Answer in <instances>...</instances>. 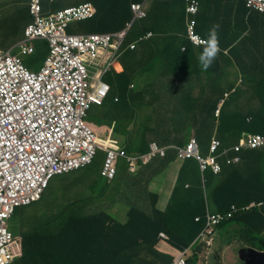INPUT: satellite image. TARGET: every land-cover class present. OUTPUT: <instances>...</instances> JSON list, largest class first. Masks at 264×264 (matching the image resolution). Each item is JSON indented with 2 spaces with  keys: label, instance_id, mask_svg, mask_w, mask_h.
Returning <instances> with one entry per match:
<instances>
[{
  "label": "crops",
  "instance_id": "0c3cea01",
  "mask_svg": "<svg viewBox=\"0 0 264 264\" xmlns=\"http://www.w3.org/2000/svg\"><path fill=\"white\" fill-rule=\"evenodd\" d=\"M12 1L16 0H0V20L4 23L7 22L5 25L7 29L5 28L6 30L0 34V50H9L13 48L19 40L22 39L23 29L28 23V18L25 13L21 14L17 10L12 12L14 8V4H10ZM85 1L92 2V0H42V12L44 15H47L63 7L77 5ZM161 1H168L170 3H164V6H161ZM228 6L229 2H225L221 8L222 11H220L222 14L217 13L221 15V18L218 22L213 21L212 23V27L216 24L219 25L217 31L219 46H221L220 49L222 48V52H220L211 65V71H209L211 74L209 77L205 75L206 73H204L203 77L201 73L195 74V78L199 77L204 84L200 88V100H194L192 105H190L192 106L190 110V120L195 124V131L193 134L197 133L198 135L199 133L202 135V133H204V119L208 117L204 110L206 103H204L202 99L208 96L209 91L215 89L217 93L224 92L225 95L226 92H230L232 95V92L237 89V86L241 90L249 91L251 88L248 89V86L253 88V82L264 81V25L261 21L262 17L254 11H246L242 8V11L236 14V17L246 14L249 18L247 21H242L240 25H237V20L234 19L233 13L222 16L227 12ZM145 7L148 12L147 16L151 18H154L155 15L174 17V13L185 16V6L181 5L180 0H148ZM243 11H246V13H243ZM116 16H118V11ZM202 16L204 17L203 14ZM99 20L100 18L98 21ZM79 24H70L67 26L66 31L70 33L92 32L88 31L85 25ZM95 24H97V20ZM181 24L183 29H181L180 32L185 35L186 23L182 22ZM174 26L175 25L170 21L166 28L162 30V42L158 40L157 47L153 43L150 45L154 48V50L152 49L153 53L160 54V57L157 59L162 58L161 60H157L158 62L149 65L150 68L152 67V70L150 68L143 70L144 67L140 68L141 65L137 66V64L132 61L133 59L131 56L123 58L121 55V57H119V60L113 64L110 71L113 70L114 72L121 73L124 70L129 76L132 74L133 76L130 78H128V75L116 77L114 76L115 73L109 74V71L104 77L113 88L105 99L104 104L101 106L93 105L88 114V122L101 135L105 134L108 129H111L115 121H117L114 134L122 143L130 147L132 153L136 155L145 153L149 150V144L152 141H157L160 145L168 147L167 155L164 158H155L150 164L142 166L137 173L134 174H130L124 165L120 169L115 182L108 188L107 193H103L107 186H105L104 182H100V176L96 173L97 165H95V162L79 171L56 176L51 181V195H56L58 198L61 197V199L58 205L53 208L54 211H71L78 207L85 215L93 216L105 213L113 217V222L124 225L128 222L127 214L132 207H136L140 215L145 213L147 216L155 215V212L163 213L167 209L180 168L184 163L178 161V164L174 165V162L177 160L174 146L184 145L191 137L188 134L189 123L187 117H183L180 111L175 109L171 115L165 118L169 121H175L176 124L173 127L163 125L161 123L164 120V113L167 112V110L163 112L161 108L156 106V99L164 100L165 103L168 102L167 100L174 102L180 96L187 99V90L185 87L181 88L179 84L175 85L169 83L172 80L170 78H172L173 75H177L172 72L175 62H169V57L172 56L174 47L163 45V40L166 39L163 33H171V31L164 30L173 29ZM237 27H239V29H237ZM42 41L43 40L39 39L33 41L35 46L34 54H36L34 59L32 56L27 59H25V57L23 58V63L27 61L33 65V69H31L33 71L40 68L44 57L48 54L47 49L42 45ZM160 45L162 46L159 47ZM188 46L191 50L194 49V54L197 56L200 55L201 52L197 51L192 44ZM180 56L182 57V55L178 57ZM183 63H185V61L181 59L179 64ZM131 71L134 72L131 73ZM152 73H155V75L153 76ZM180 74L183 75L182 79H184L185 82L187 74ZM127 81L130 83V86L125 85ZM200 83L201 82H199V87ZM132 84H135L133 89H131ZM255 88L257 89V85H255ZM250 97L249 95V98ZM239 99L237 104H234V99L232 102L228 103L224 112L235 115L236 112H242L243 109L249 110V103H244L243 99L239 102ZM219 104L220 102L217 105ZM245 105L249 106V108H246ZM194 108H197V110H194ZM135 111L139 112L143 118L144 116L147 117L148 121L146 125L148 134L144 137L139 135L137 137L140 139L138 142L129 144V142H126V135L130 132L129 130L131 127L129 115L131 113L134 114ZM204 111L205 115L203 116ZM225 125L231 127L229 123ZM207 140L208 139H203L200 143L201 150L203 151L208 150ZM98 157H100V154ZM159 172L162 173L158 174ZM95 194L97 197L101 196L103 200L96 201L93 196ZM45 197L46 192L43 199H45ZM21 208L24 207H19L17 209ZM17 209L14 211L15 214L17 213ZM30 213L31 212H24L22 214L24 220H27L26 222L28 225L25 226L23 231L16 232L12 229L10 230L8 227V222L14 218L15 214L7 221V229H9L13 236H20L22 238L27 237L29 233L36 234L39 232V234H42L44 231V233L50 232L51 240L52 237L61 240L63 238L62 235H66L69 231L66 228L71 227L67 226L63 228L65 223L64 220L57 221L52 219V217H45L43 214L36 215ZM27 214H30L29 217ZM234 227L235 225H232L227 229ZM107 231L110 234L103 233L100 237L93 240L92 252L95 250H110L112 244L114 245L116 239H114V236H111L112 230L107 228ZM129 232L132 240H138V226H136V224L130 226ZM220 234L221 232L218 231L219 237ZM34 244L37 245L35 240ZM58 244H62V242L58 241ZM157 248L172 253L169 255L167 254L171 259L177 255V251L172 250V247L165 241L160 242ZM41 250L44 251L43 249ZM225 250L226 248L222 249L221 246L220 254H224ZM46 251L40 254V249L37 250V255L40 257L41 264H72L74 260L81 258L80 254H50V257H48V254H45ZM200 254L202 253L200 252ZM21 255L22 254H16L18 260L14 264H38L33 258H27V256L24 261V254ZM230 256L233 257V254H229L228 257ZM161 257L163 258L162 254ZM137 258L139 261H136L135 264H140V262L149 260V254H141L137 256ZM220 258L222 257L220 256ZM92 263L94 264L95 262ZM116 263L126 264L124 260H117ZM84 264H90V261H86Z\"/></svg>",
  "mask_w": 264,
  "mask_h": 264
},
{
  "label": "trees",
  "instance_id": "16d2710c",
  "mask_svg": "<svg viewBox=\"0 0 264 264\" xmlns=\"http://www.w3.org/2000/svg\"><path fill=\"white\" fill-rule=\"evenodd\" d=\"M143 1L146 3L148 0H92L96 8L94 16L76 23L85 25L86 29L92 32H108L124 29L126 27L125 24L132 19L131 4L133 2ZM199 1L200 12L197 17V31L204 38H207L213 21L218 22L221 18L220 14H222V12L220 11H222L221 8L225 2H229V6L227 12L222 16L233 13L234 19L237 20V25H240L242 21H247L249 18L246 14L236 17V14L241 12L242 8L243 10L249 11L245 5V0ZM180 2L181 5L185 6V16L178 13H174L176 15H173L174 17L155 15L154 18H151L150 16H146L142 20L135 22L125 41V45L127 46L122 57L131 56L133 59L132 61H134L137 66L141 65L140 68L144 67L143 70L149 69V65L162 59H157L160 57V54L153 53L152 49L154 50V48L150 45L153 43L157 47V41H161L162 38V30L166 28L167 24L171 21L175 26L173 29L164 30L171 31V33H163L166 37L165 40L162 39L163 45L174 47L172 56L169 57V62H175L172 72L174 74L186 73L187 80L185 79V82L189 83L195 79V74L198 73H201L202 77L204 73H206L205 75L209 77L211 74L209 72L211 71V67L206 71L202 69L198 61L199 55L197 56L194 54V49L191 50L188 46L191 43H189L186 33L183 35V33L180 32L181 29H183L181 23H186L185 10L187 6L186 0H180ZM164 3L168 4L170 2L161 1L160 5L164 6ZM10 4H14L12 10L16 9L20 13H25L28 22L31 20L30 0H16L12 1ZM117 11L118 16H116ZM246 11H243V13H246ZM254 12L262 17L261 21L264 25V13L258 11ZM217 13L220 14L218 15ZM99 18L100 20L98 21ZM96 20L97 24H95ZM237 29H239V27H237ZM148 31H152L155 36L142 39V35ZM131 41L136 44L133 49H131L128 44ZM42 45H44V48L48 51L46 41L43 40ZM161 46L162 45L159 47ZM203 47L204 45L195 48L197 51L202 52ZM179 55H182V57H178ZM181 59H184L185 63L179 64ZM112 71H110L109 74L115 73L114 76L116 77L128 75L125 71L121 73ZM133 72L134 71H131V73ZM132 76L133 74L130 76L128 75V78ZM196 79L198 82H201L199 77H196ZM182 80L184 82V79ZM256 84L257 83L253 82V88L249 91L236 89L227 99L225 98L224 92L217 93L215 89L209 91L208 96L202 99L203 102L206 103L204 110L208 117L204 119V130L208 133V145L214 132H216V135L222 141V146L219 151L234 145L238 141L241 132L260 133L264 135V86L262 90H260L255 88ZM125 85H129L128 81ZM249 95H257L260 97V106L258 108L252 104ZM222 99H225V101L221 106L219 116H216L215 110L218 108L217 104L221 102ZM233 99L235 101L234 104H237L238 99L239 102L243 99L244 103H249L250 109H243L242 112H236L235 115L227 114L224 112L225 107L228 103L232 102ZM205 111L203 116L205 115ZM226 123H229L232 129L230 126L225 125ZM198 138L201 143L203 138L199 133ZM102 155L104 157L105 154H100V156ZM230 155L234 154L230 153ZM237 155L239 156V161L233 163H227L224 156L218 158L222 165V171L219 173H214L210 168L201 172L198 161L193 158L186 159L180 168L169 205L163 213L155 212V215L148 216L142 213L140 215L139 210H137L136 207H132L127 214L128 222L124 225L113 222V217L105 213L93 216L85 215L78 207L71 211L64 210L63 212L53 214L49 217L57 221H65L63 228L71 226L66 228L69 230L68 233L62 235L63 238L61 240L53 237L51 240L50 232L44 233L43 231L42 234L38 232L31 235L29 241L23 244V259L25 261V257L27 256V258H33L36 263L41 264L40 257L37 255V250L40 249V254H43V252L47 250L45 254H48V257H50V254H80L81 258L74 260L72 264H84L86 261H90V264H93L92 262H95L94 264H117V260H124L126 264H135L136 261H139L137 256L141 254H149V260L140 262V264H165V262L168 263L172 261L171 257L168 256L172 253L157 248L158 244L161 242L159 234L165 232L169 236V240L166 243L172 247V250L175 249L177 252H182L192 249V255L189 257L188 264H197L201 246L196 242V239L205 227L206 211L225 213L230 210L231 205L237 207V210L234 212L233 217L230 220L222 222L218 229H223L227 225L234 223L239 228L236 241H243L246 244L250 243V246L263 249L264 147L241 149L237 152ZM160 173L162 172L158 174ZM101 198V196L98 197L99 200H101ZM252 201L256 203L262 202V205H254L247 209L243 208ZM197 217H199V221H196ZM133 224L138 226V240H132L130 236L129 229ZM107 228L112 230L111 236H114V239H116L114 245L112 244L110 250H95L92 252L93 240L100 237L103 233L110 234ZM34 240L37 245L34 244ZM58 241H61L62 244H58Z\"/></svg>",
  "mask_w": 264,
  "mask_h": 264
},
{
  "label": "built area",
  "instance_id": "2783aa9c",
  "mask_svg": "<svg viewBox=\"0 0 264 264\" xmlns=\"http://www.w3.org/2000/svg\"><path fill=\"white\" fill-rule=\"evenodd\" d=\"M187 2L188 11L195 13L199 2ZM245 5L264 12V0H245ZM132 8L135 17L146 15L143 3H133ZM94 11L91 2H83L43 16L41 0H31L33 20L25 27V38L17 47L19 54L28 55L32 51L28 44L31 40L46 39L50 51L43 67L40 72L31 73L19 56L0 52V264L13 260V237L7 230V221L15 208L38 200L54 175L84 165L95 154L96 144L92 145L95 135L83 121L94 99L90 91L93 85L88 81V60L96 59L101 64L104 58H99L100 52L117 49L131 24L113 33L72 35L65 32L69 22L90 17ZM188 32L195 44H204V39L195 32L194 20ZM109 66L107 61L104 71ZM219 146L220 141L214 137L211 151H217ZM263 146L264 135L243 133L234 150ZM150 148L152 156L166 154L156 142ZM191 156L199 160L202 170L208 165L215 172L221 170L215 157L204 158L199 154L195 137L178 149L179 158ZM233 161H238V157ZM110 170L105 173L111 176L113 169ZM231 215L232 212L227 214ZM225 217L223 214L209 216L208 226ZM174 264H185V259L180 258Z\"/></svg>",
  "mask_w": 264,
  "mask_h": 264
},
{
  "label": "clouds",
  "instance_id": "9594fccd",
  "mask_svg": "<svg viewBox=\"0 0 264 264\" xmlns=\"http://www.w3.org/2000/svg\"><path fill=\"white\" fill-rule=\"evenodd\" d=\"M197 1L199 2V4H198V10L195 13H192V12L188 11V2L186 0V2H187V6H186V10H185V12H186V28H185L186 29V37L189 40V43H191L195 47H200V46L204 45L203 50H202V52L200 53V55L198 57V61H199L200 65L202 66V69L206 71L209 67H211V65L214 63V61L216 60V58L218 57V55L221 52V49H220V46H219V36H218V31H217V29L219 28V25H214L209 30V33H208L207 38H204L197 31V29H198L197 28V26H198V19H197V17L199 15V10H200V1L199 0H197ZM85 2H90V1H85ZM133 3H143V9L146 11V15L143 16V17H135L134 11H133V8H132V4ZM133 3L131 4V9H132V14H133L132 15V19L127 22V23H130L131 24V28L133 27V25H134L135 22L140 21V20H142L143 18H145L147 16V10H146V7H145V4H146L145 1H143V2H133ZM79 4H81V3H79ZM69 6H72V5H69ZM93 6H94V4H93ZM66 7H68V6H66ZM63 8H65V7H63ZM63 8H61V9H63ZM94 8H95V6H94ZM30 9H31V0H30ZM61 9H58V10H61ZM58 10H56V11H58ZM250 10H253V9H249V11ZM56 11H54V12H56ZM95 11H96V8H95ZM95 11H94L93 15L95 14ZM253 11H257V10H253ZM54 12H52V13H54ZM258 12H260V11H258ZM41 13H42L43 16H47V15L51 14V13H49L47 15H44L43 14V12H42V0H41ZM261 13H264V12H261ZM30 14H31V12H30ZM92 16L86 17V18H83V19H77V20L71 21V22H69L67 24V26H69L72 23H76L78 21H82V20H85V19H89ZM32 20H33V16L31 14V20L27 23V25ZM192 20L195 21V32L200 37H202L204 39V42H203L204 44L197 45V44H195L190 39L189 32H188V27H189V24L191 23ZM127 23L125 24V26L127 25ZM27 25L25 27H27ZM67 26H66V28H67ZM66 28H65V32L68 33V34H72V35L90 34V33H113V32L122 30V29H120V30L108 31V32L70 33L68 31H66ZM131 28L128 30V33H127L126 37L124 38L122 44L117 49H113V48L112 49H107V50L104 49L103 51L100 52V57L99 58L100 59H103L104 58V60L102 62H100L101 64H104V66L102 65L103 67L101 66V64H99V61L96 60V59L95 60L94 59L88 60V62H89L88 63V74H89L88 81L90 82L89 84L93 85L91 87L90 91H91V95H92V97H94V99H92L93 101L89 105V108L87 110V114L83 118L84 123H85V119L88 120V114H89V110L91 109V107L93 105H99V106L103 105L105 99L107 98V96L109 95L110 91L113 88V86L109 82H107V80L105 79L104 76L111 70L113 64L116 61H118L119 60V57H121V55L125 52V50H126L125 41L127 40V37L129 35V32H130ZM24 29H23V37H22V39H20L19 42L13 48H10L9 50H0V52H3L4 53V52H8L9 51L10 54L13 55L12 54V51L13 50H17V53L15 54V56H19L20 59H21V61H22V63H23V58L24 57L26 58V57L33 56V54L35 52V46L33 44V41H35L37 39L46 41L47 48H48V54L44 57V59L42 61V65L40 66V68L38 70H36V71L30 70L23 63V66L26 68L27 71H29L31 73H38V72H40V70L43 67V64H44L46 58L49 55L50 49H49V46H48V42H47L46 39H43V38L33 39V40H31L28 43V44H30L32 46V51L30 52V54H28V55H21V54H19V50H18L17 45L20 44V42L23 41L24 38H25ZM154 36L155 35H154V33L152 31H148L144 35H142V39H147V38H151V37H154ZM135 45L136 44L134 42H130L129 43V47L131 49L135 48ZM107 61L110 62V66H109V69L107 71L106 70L104 71V67H105V64H106ZM128 86H130V83H129ZM134 86H135V84H132L131 85V89H133ZM102 91H104V92H102ZM229 95H230V92H226L225 93V98L229 97ZM97 99H99V101ZM223 102H224V99H222V101L218 105V108L215 110V115L216 116H219L220 109H221V106H222ZM217 110H219L218 113H217ZM136 113L137 112L135 111L134 114L131 113L129 115V123H131L132 116L135 115ZM116 124H117V121H115V123L111 127V129H108V131L105 134H102L101 135V134H99L94 129V127L90 123H89V125L91 127H89L85 123V125L87 127H89L92 130V132L94 133V135H95L94 141H93L92 145H95L96 144V147H95V154L93 155L92 159L89 162L84 163V165H82V166H80L78 168H75V169H73L71 171H68V172H65V173H62V174H56V175H54L50 179V181L48 183V186L43 191L41 197L38 200L30 203L29 205H24V206H20V207H28V206H31L32 204L36 203V202L41 201L43 199V196H44L46 190L49 188L50 182L53 180L54 177L59 176V175H64V174H67V173H71V172H75V171H79V170H81V169H83V168L91 165L93 162H95L94 160H96V158L98 157V155L100 154V152H103L105 154L104 157H103L101 169H100V172H99L100 182H104L105 186H107V187H105V190L103 191V193H107L108 188H110V185L115 182V180L117 179V176H118V174L120 172V169L124 165L126 166L128 172L130 174H134V173H137V171L142 166L148 165L152 160H154L158 156L159 157H165L167 155L168 147L160 145L157 141H152V142H156L160 147L164 148L165 149V152H166L165 155L162 156L160 154H157L155 156H152L151 155V148H150V145H151L152 142L149 144V150L147 152L142 153V154H139V155H136V154L132 153L131 150H130V147L126 146L124 143H122L119 140L118 137L115 136V134H114V128H116ZM115 131L117 132L116 129H115ZM243 133H252V132H241L239 134L238 141L234 145H232L230 147H227V148H224L222 151H219V149L222 146V141H221L220 138H218V136L216 135V132H214V134L212 135V137L210 139L209 145H208L209 153L207 155H204L202 153L201 145H200V140L198 138L197 133L196 134L194 133V134L191 135L189 141L187 143H185L184 145L174 146L175 151H176V154H177V160L180 161V162H184L186 159L193 158L196 161H198L199 168H200V171L201 172H204V171H206L207 169L210 168L214 173H219V172L222 171V165L219 162L218 158L224 156L226 158L227 163L238 162L239 161V156L237 155V152L239 150H241V149H255V148H260V147H255V148L240 147L238 150H234V146H236L239 143V140L241 139ZM192 137H195L196 138L197 143H198L199 154L202 157L207 158V157L212 156V157H215L217 159L218 163L221 165V170L219 172H215L213 170V167L211 165H208V167L206 169L202 170L201 167H200L199 160L196 157H194V156L187 157L185 159H181V158L178 157V149L180 147L186 146L190 142V140L192 139ZM214 137L220 141V146L218 147L217 151L212 152L211 151V141H212V139ZM110 152H113L114 155L113 156H110ZM230 153H233L234 155H230ZM149 155H150V157L148 159H146L145 157H148ZM234 157H238V161H233L234 160ZM110 169H113V174L111 176L105 173L106 170L111 171ZM254 205L255 206H260V205H262V202L256 203V202L252 201L248 205L244 206L243 208L244 209H247V208H250V207H252ZM233 206L234 205H231L230 210H228L225 213H221V212L213 213V212H210V211L207 210L206 211V214H205V218H206L205 227H204V229H202V231L198 235V238L196 239V242L198 244H200V246H201V250H200L201 253L203 252V253H206L207 254L208 251L211 252L214 249V254H219V259L218 260H220L222 262L223 261L225 262L226 260H228L229 253L232 250V249H230V246L229 245H231L233 243L232 241H236V238H237L236 235H237V233L234 232V228L236 227V225L234 223H231V224L227 225L228 228L231 227L232 225H235V227L234 228H231V229H227L226 234H223V229L224 228L223 229H218V227H219L220 224H222V222H224L226 220H230L233 217L234 212L237 210V207L234 206V209H233ZM17 208H19V207H16L15 209H17ZM14 211H16V210H14ZM229 212H232V215L231 216H227V214ZM13 214H15V213L13 212ZM13 214H12V216H14ZM217 214H223L226 217H225V219L221 220L219 223L213 225L212 227L208 226V217L209 216H216ZM196 221H199V217L196 218ZM7 230H9V229H7ZM210 230H211V232H210ZM218 231L221 232L219 239L220 240L223 239L222 240V243H221L222 249L226 248L224 254H220L221 247H216L217 241H218ZM10 234H11V232H10ZM31 235H33V233H29L27 235V237L20 238L22 250L19 249V251L15 253L11 249V252H12V255H13V260L9 264H14L18 260V258L16 257V254H22V255L24 254L23 253L24 252V250H23V244H25L26 241H29V237ZM12 237H13L12 240H14V237L15 236L12 235ZM24 239H25V241H24ZM159 239L161 240V242L162 241L167 242L169 240V236L165 232H161L159 234ZM240 243H241V245H245L246 244L243 241H240ZM248 247L255 248L258 251H264V248L263 249H259L258 247L250 246V245L244 246L242 248H248ZM200 252H199L197 264H200V262L202 261V259H199L200 258ZM225 254H227V255H225ZM191 255H192V249L191 250H185V251H182V252H177V255H175L176 257H174L171 262H168V263H165V264H174L180 258H184L185 259V264H188V260H189V257ZM220 256L222 258H220ZM238 257H239V254H238ZM233 258H236V254H234V253H233ZM239 260H240V258H239ZM242 264H243V262H242Z\"/></svg>",
  "mask_w": 264,
  "mask_h": 264
},
{
  "label": "rangeland",
  "instance_id": "374dc122",
  "mask_svg": "<svg viewBox=\"0 0 264 264\" xmlns=\"http://www.w3.org/2000/svg\"><path fill=\"white\" fill-rule=\"evenodd\" d=\"M19 7V6H18ZM16 9L12 10V12H14ZM22 14V13H21ZM7 22H3L2 20H0V34L2 32H4V30L7 29V27L5 26ZM6 28V29H5ZM17 53V50H13L12 54L15 55ZM36 56V54H33L32 58L34 59ZM28 57H26L25 59H27ZM24 65L27 66L30 70L33 69V65L30 64L29 62H24ZM152 70V67L150 68ZM153 76L155 75V73H152ZM256 77V76H255ZM183 75L182 74H177V75H173L172 79L169 83L172 84H179L181 86V88L185 87V89L187 90L186 96L187 99L183 98V96H180L176 101L172 102L167 100L168 102L165 103L164 100H160V99H156V106H158L159 108L162 109V111L164 112L165 110H167V112L164 113V120L162 121L161 124L166 125V126H171L173 127L176 122L175 121H169L167 120L165 117H168L169 115L172 114V112L176 109L178 111H180V113L182 114L183 117H187V121L189 123V127H188V134L191 136L193 134V132L195 131V124L192 120H190V110L192 109V103L194 100H198L200 98V88L203 86V81H201L200 83V87H199V82L197 81V79L195 78L193 81H190L189 83L183 82L182 80ZM257 89L262 90L263 86H264V81H257ZM252 88L251 86H248V89ZM237 90H239V87L237 86ZM234 93V92H232ZM251 101L252 104L254 106H256V108H258L260 106V97L257 95H251ZM246 108H249V106L245 105ZM194 110H197V108H194ZM148 121L147 117L139 114V112H137L135 115L132 116L131 119V127H130V132L128 133V135H126V142L129 144H133L135 142H138L140 139H138L137 137L139 135H141V137L147 136L148 131H147V125L146 122ZM85 123L86 125H88L89 127H91L88 123V120L85 119ZM201 135V134H200ZM201 137L203 139H208V133H206V131L204 130V133H202ZM130 146V145H129ZM202 153L204 155H207L209 153V150L207 151H203ZM103 154V153H100ZM102 161H103V155L100 157H97L96 161H95V165H97V169H96V173L99 174V169L100 166L102 165ZM174 165L178 164V160H176L174 162ZM85 182V181H82ZM99 186H101L100 184H98ZM51 186H52V182H50V185L46 191V197L45 199H43L41 202H36L34 204H32L30 207H24L21 209H17V213L15 214L14 218L11 219L8 222V227L9 229L19 232V231H23L25 229V226L27 225V220L25 221L22 214L24 212H31L30 214H36V215H41L43 214L45 217H49L53 214H56L58 212L54 211L53 208L56 207L58 205V202L60 201L61 197L58 198L56 195L52 196L51 195ZM95 197V200L98 201V197L95 195H93ZM101 200H103V198H101ZM62 211V210H61ZM29 214V215H30ZM29 215L27 214V216L29 217ZM28 226V225H27ZM227 228L228 226L224 227L223 229V234H226L227 232ZM238 226H236L234 228V232H238ZM236 237H238V235H236ZM20 236H15L14 240H13V244L11 246V249L13 250V252H18L19 249L22 250L21 248V242H20ZM223 240V239H222ZM222 240L219 239L218 236V241H217V245L216 247H221L220 244L222 243ZM233 243L230 246L231 252L229 254H236V258L233 257H229L228 260L225 261V264H242V262L239 260L238 257V251L240 248L249 245L245 244V245H241L240 241H232ZM227 255V254H225ZM206 257V258H205ZM202 259V261L200 262V264H224V262L218 260L219 259V254H214V249L210 252L208 251V253H203L200 254V258Z\"/></svg>",
  "mask_w": 264,
  "mask_h": 264
},
{
  "label": "water",
  "instance_id": "95a60500",
  "mask_svg": "<svg viewBox=\"0 0 264 264\" xmlns=\"http://www.w3.org/2000/svg\"><path fill=\"white\" fill-rule=\"evenodd\" d=\"M238 254L243 264H264V251L248 247L239 249Z\"/></svg>",
  "mask_w": 264,
  "mask_h": 264
}]
</instances>
